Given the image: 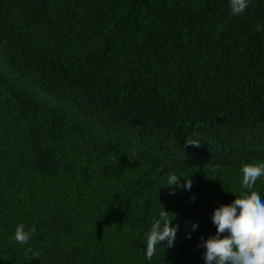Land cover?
Returning <instances> with one entry per match:
<instances>
[{"label":"trees","instance_id":"1","mask_svg":"<svg viewBox=\"0 0 264 264\" xmlns=\"http://www.w3.org/2000/svg\"><path fill=\"white\" fill-rule=\"evenodd\" d=\"M258 24L264 0H0V264H149L164 208L180 230L151 264H204L214 210L264 164Z\"/></svg>","mask_w":264,"mask_h":264},{"label":"clouds","instance_id":"2","mask_svg":"<svg viewBox=\"0 0 264 264\" xmlns=\"http://www.w3.org/2000/svg\"><path fill=\"white\" fill-rule=\"evenodd\" d=\"M250 3L251 0H230L231 14L235 16L244 13ZM256 30L264 31V26L258 24ZM241 172V186L248 192L237 197L231 204L221 205L214 210L212 222L216 226V233L206 240L202 238L199 245L205 249L204 264H264V196L254 191L258 185H264V164H245ZM182 179L184 183H181ZM166 183V188H171L173 195L177 189L191 191L193 187L190 176H178L175 173L167 176ZM192 200H195L194 196ZM169 214L164 208L153 219L146 234L144 253L149 264L158 246L171 248L175 245L180 225L174 223L176 215L174 219H169ZM198 228L199 224L194 223L192 232ZM36 231L35 225L29 227L19 223L13 239L21 246L27 245ZM188 238H191V233Z\"/></svg>","mask_w":264,"mask_h":264}]
</instances>
